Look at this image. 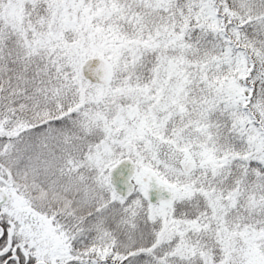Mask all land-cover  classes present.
<instances>
[{
    "label": "snow or ice",
    "instance_id": "obj_1",
    "mask_svg": "<svg viewBox=\"0 0 264 264\" xmlns=\"http://www.w3.org/2000/svg\"><path fill=\"white\" fill-rule=\"evenodd\" d=\"M0 264H264V0H0Z\"/></svg>",
    "mask_w": 264,
    "mask_h": 264
}]
</instances>
